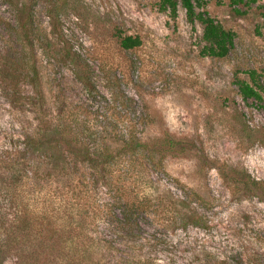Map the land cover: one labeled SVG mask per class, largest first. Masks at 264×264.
I'll list each match as a JSON object with an SVG mask.
<instances>
[{
    "label": "rangeland",
    "instance_id": "obj_1",
    "mask_svg": "<svg viewBox=\"0 0 264 264\" xmlns=\"http://www.w3.org/2000/svg\"><path fill=\"white\" fill-rule=\"evenodd\" d=\"M204 9L234 32L224 57L200 53L202 25L181 5L172 17L160 0H0V147L23 118L6 92L31 90L26 72H37L50 108L78 112L89 125L101 105L121 109L111 94L124 92L133 120L145 113L137 126L153 148L149 167L140 156L133 163L149 174L141 186L155 204L140 256L147 264H264V201L249 191L250 179L264 181V92L244 100L236 83L255 69L264 85V0H206ZM125 35L140 44L123 48ZM182 212L198 223L175 220Z\"/></svg>",
    "mask_w": 264,
    "mask_h": 264
},
{
    "label": "trees",
    "instance_id": "obj_2",
    "mask_svg": "<svg viewBox=\"0 0 264 264\" xmlns=\"http://www.w3.org/2000/svg\"><path fill=\"white\" fill-rule=\"evenodd\" d=\"M205 3L160 0V8L175 17L181 5L190 23L202 25L200 53L224 57L234 32L211 16ZM26 24L33 29L31 20ZM120 44L129 49L140 38L121 36ZM71 58L85 64L78 54ZM32 71L24 75L31 90L6 92L23 118L9 143L0 147V264L8 259L10 264H147L139 245L150 239L143 231L155 204L141 186V177L149 174L138 175L133 164L139 156L143 168L154 161L152 146L141 136L143 127L137 126L145 113L133 120L131 103L120 100L131 98L116 93L111 95L121 109L101 105L93 112L94 124H86L78 112L50 108ZM247 72L250 80L236 78L239 93L244 100H261L259 74ZM79 75L90 83L89 75ZM78 106L89 112L85 101ZM249 191L264 201L263 180L250 179ZM181 214L175 220L198 223L196 213Z\"/></svg>",
    "mask_w": 264,
    "mask_h": 264
}]
</instances>
